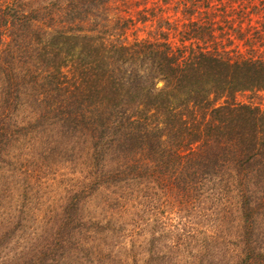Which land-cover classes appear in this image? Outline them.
<instances>
[{
	"label": "trees",
	"instance_id": "16d2710c",
	"mask_svg": "<svg viewBox=\"0 0 264 264\" xmlns=\"http://www.w3.org/2000/svg\"><path fill=\"white\" fill-rule=\"evenodd\" d=\"M261 97L264 0H0V264H264Z\"/></svg>",
	"mask_w": 264,
	"mask_h": 264
},
{
	"label": "rangeland",
	"instance_id": "374dc122",
	"mask_svg": "<svg viewBox=\"0 0 264 264\" xmlns=\"http://www.w3.org/2000/svg\"><path fill=\"white\" fill-rule=\"evenodd\" d=\"M147 31H148V30H145L144 32H140V33L138 34V37H139V38H143V37H145ZM131 38H132V37H130L129 39H131ZM239 100L242 101V102H246V99L243 98V97L239 98ZM254 103H259V104L261 105V107L264 108V98H263V97H261L260 99H256V100H254ZM125 245H127V240H125Z\"/></svg>",
	"mask_w": 264,
	"mask_h": 264
}]
</instances>
